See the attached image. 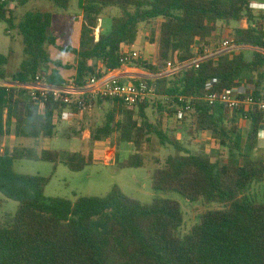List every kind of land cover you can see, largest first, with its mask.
<instances>
[{
    "label": "trees",
    "instance_id": "trees-1",
    "mask_svg": "<svg viewBox=\"0 0 264 264\" xmlns=\"http://www.w3.org/2000/svg\"><path fill=\"white\" fill-rule=\"evenodd\" d=\"M51 1L60 9L70 8V0ZM29 2L0 0V23L18 29L23 37L25 58L11 76L15 84L31 83L45 73L52 86L76 82L83 87L99 69L129 67L161 75L170 62L173 69L181 68L149 82L156 87L155 123L146 114L148 100L133 107L97 100L96 107L110 102L112 107L104 126L91 132V138L102 142L116 134L119 142L139 147L154 135L162 146H173L179 154L170 156L164 166L159 159L151 161L140 154L119 166L154 164L153 190L176 192L203 210L192 230L181 235L184 218L173 200L144 204L119 187L104 198H47L51 178L18 174L14 161L65 164L80 172L94 163L93 153L64 161L56 151L18 145L10 153L0 146V194L19 203L17 213L0 223V264H264V201L253 193L255 185L264 183V159L252 157L264 129V112L258 107L229 112L220 101L208 100L211 95L221 100L227 91L241 86L264 103V15H254L251 0H80L86 24L79 50L62 49L78 57L72 77L65 75L71 67L52 60L47 50L57 47L53 14L28 13L15 25L10 3ZM109 8H118L120 15L113 18L111 33H101L96 42L94 31ZM244 20L248 27L234 29L231 37L246 49L205 59L199 68L188 66L205 57L208 49L219 53L223 29ZM142 24L151 25L152 53L126 61ZM8 63L0 54V82L9 79ZM213 80L217 83L208 88ZM65 109L52 100L40 111L26 90L0 85V139L10 134L17 139H52L55 115ZM179 111L184 113L179 129L185 138L194 140L210 132L221 148L228 149V158L188 153L164 127L165 120L174 119ZM244 121L246 128L241 125Z\"/></svg>",
    "mask_w": 264,
    "mask_h": 264
},
{
    "label": "rangeland",
    "instance_id": "rangeland-1",
    "mask_svg": "<svg viewBox=\"0 0 264 264\" xmlns=\"http://www.w3.org/2000/svg\"><path fill=\"white\" fill-rule=\"evenodd\" d=\"M10 8L14 10L15 25L17 26L28 13L42 12L53 14L52 32L57 38L56 45L58 48L48 46L47 50L52 60H59L65 66L71 67V69L65 71L66 76H75L76 71L74 68L78 64V57L72 53L62 52V49L79 50L83 26L86 24L83 10L80 8V0H70V8L68 10L58 8L51 0H30L24 6L10 3ZM119 15L120 11L118 8H109L104 12L100 22L102 34L108 35L111 33L112 20ZM232 26L240 27V23L234 22ZM150 29V24H142L137 42L131 48L132 51L145 55L147 58L149 56L147 53L150 49L149 43H146V41ZM94 36L96 38L100 36L99 28L94 31ZM0 54L9 59L6 67L9 79L4 84L13 85L11 76L19 71L25 58L24 44L19 30H12L5 22L0 23ZM148 101L150 106L146 110V114L149 121L155 123L159 117L156 97H150ZM160 101L163 102L162 100ZM111 107V103H104L102 106L96 107L92 114L82 115V119L73 126V130L69 121L59 123L56 127V135L52 139L35 141L15 138V141L11 137V139H8L7 147L4 148L7 152H10L13 146L21 145L36 148L38 151H56L61 154V159L64 161H76V155L87 157L92 152L94 158L92 165L87 166L80 172H74L65 164L56 166L50 162L16 160L14 161V171L21 175L51 178L45 191L47 198H62L71 201H76L80 197L104 198L115 187H119L126 195L144 204H151L154 200L162 198L176 201L181 207L184 218V224L179 233L181 235L188 234L199 221V215L203 210L201 204L188 202L176 192L165 193L153 190L152 173L156 166L152 163L143 168H121L119 166V164L135 154H140L151 161L159 159L162 166H164L166 160L170 156L179 154V151L173 146H162L154 135L150 137V142L144 143L139 147L119 142L116 134L100 143L94 142L91 138V132L104 126ZM247 124V122H241L244 128L248 126ZM179 126L180 123L175 118L165 120V129L184 145L188 153L210 156L213 160H226L228 158V149L221 148L210 132L202 133L196 139L190 140L182 135ZM74 133L78 134L75 135ZM84 134H86L85 141L82 140ZM11 140H14V142H11ZM200 140L204 142L210 140L207 145L211 148L207 154ZM2 143L3 139H0V146H2ZM252 157L264 159V151L257 148L252 153ZM253 193L259 201H264V183L255 185ZM18 208L19 203L9 200L0 194V223L7 216H14Z\"/></svg>",
    "mask_w": 264,
    "mask_h": 264
},
{
    "label": "built area",
    "instance_id": "built-area-1",
    "mask_svg": "<svg viewBox=\"0 0 264 264\" xmlns=\"http://www.w3.org/2000/svg\"><path fill=\"white\" fill-rule=\"evenodd\" d=\"M1 1L6 2L7 0ZM100 22L98 28L101 26ZM95 40L98 42L99 37H95ZM219 47L221 50L219 53H213L211 49H208L205 52V57L194 61L188 66L199 68L200 64L205 59L216 57L221 53L245 49L244 47L235 45L231 34L225 36ZM126 55V61L130 60V58L137 60L140 57V54L135 51L127 53ZM180 69L181 68L173 69L172 62H170L167 65V71L161 75H153L139 68L129 67H125L119 71L97 70L96 74L91 76L83 87H80L76 82L63 86H52L47 82L45 73L36 75L31 83L22 85L14 83L13 85H7L4 84L5 82H0V85L26 90L30 99L38 105L40 111H44L47 104L52 100L66 105L64 111L56 113L55 115L54 123L58 125L61 122L78 119L84 114H92L95 110V102L97 100L116 101L123 104L125 107L139 105L150 97H156V87L150 85L149 82L154 83L157 79L170 76L178 72ZM100 74L103 75L99 77ZM123 74L129 75L133 80H137L138 83H124L121 77ZM215 83H217V80L208 83L207 87L211 88ZM208 100L211 104L220 101L229 112L243 108H251L253 110L256 107L264 112V103L257 102L248 89L241 86H236L232 90L227 91L221 100L217 95L209 96ZM112 102L110 103L112 104ZM187 110H189V108H187ZM183 117L184 113L179 111L175 119L177 122H180L183 120ZM263 131L264 129H262L261 133Z\"/></svg>",
    "mask_w": 264,
    "mask_h": 264
},
{
    "label": "crops",
    "instance_id": "crops-1",
    "mask_svg": "<svg viewBox=\"0 0 264 264\" xmlns=\"http://www.w3.org/2000/svg\"><path fill=\"white\" fill-rule=\"evenodd\" d=\"M251 8H252V10H253V12H254V15L256 16V17H258V16H263L264 15V0H251ZM101 25V24H100ZM246 27H248V22L247 21H242V22H240V27H233L232 26V24H230L229 25V27L227 28H224L223 29V39L225 38V36L226 35H228V34H232L233 33V30L234 29H236V28H246ZM99 30H100V34L102 33V29L101 28H99ZM148 37H149V35H147V41H146V43L148 42L149 43V41H148ZM149 49L151 50H149V52L147 53V54H149V56L148 57H150V55H151V53H152V48H151V46L149 45ZM246 49V48H245ZM140 55H142V54H140ZM99 70H101V69H99ZM121 77H122V81L123 82H133L134 80H133V78H131L129 75H127V74H123V75H121ZM82 119V117H80V118H78V119H73L72 121H69L70 123H71V126H72V130H73V126L75 125V124H78V122L80 121ZM74 132V131H73ZM86 132H89V131H86ZM85 132V133H86ZM11 137H13V139L16 141V137H15V135L14 134H10V135H8V136H5L4 138H3V143H2V146H1V148H2V150H4V151H6L7 152V150H5L4 148H6L7 147V143H8V139L10 138L11 139ZM14 140H11V142H14ZM42 139H40V141H41ZM43 140H45V139H43ZM82 140L83 141H85L86 140V134H84V136L82 137ZM39 141V140H38ZM201 141V143H202V146H204L205 147V153L207 154L208 153V151H209V149L211 148L209 145H207V144H209L210 143V140H208V141H202V140H200ZM98 143H100V142H98ZM15 146H13V148H14ZM13 148L11 149V151H10V153L13 151ZM258 148H260L261 150H263L264 151V131L260 134V140H259V146H258ZM42 150H39V152H41ZM76 157H78L77 155H76Z\"/></svg>",
    "mask_w": 264,
    "mask_h": 264
}]
</instances>
